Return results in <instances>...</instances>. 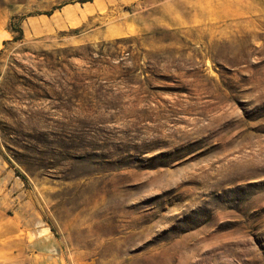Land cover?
<instances>
[{
    "label": "rangeland",
    "instance_id": "374dc122",
    "mask_svg": "<svg viewBox=\"0 0 264 264\" xmlns=\"http://www.w3.org/2000/svg\"><path fill=\"white\" fill-rule=\"evenodd\" d=\"M0 264H264V0H0Z\"/></svg>",
    "mask_w": 264,
    "mask_h": 264
},
{
    "label": "crops",
    "instance_id": "0c3cea01",
    "mask_svg": "<svg viewBox=\"0 0 264 264\" xmlns=\"http://www.w3.org/2000/svg\"><path fill=\"white\" fill-rule=\"evenodd\" d=\"M48 243H51V242H48ZM32 244L35 245V246L37 247V249L45 246L44 239H43V238L38 239V237L35 238V240H34V242H33ZM50 249H51V248H50ZM38 251H39V250H38ZM43 251H44V250H43ZM49 257H51V256H49ZM52 257L55 258L54 255H53Z\"/></svg>",
    "mask_w": 264,
    "mask_h": 264
},
{
    "label": "trees",
    "instance_id": "16d2710c",
    "mask_svg": "<svg viewBox=\"0 0 264 264\" xmlns=\"http://www.w3.org/2000/svg\"><path fill=\"white\" fill-rule=\"evenodd\" d=\"M20 32L22 33L21 29H20Z\"/></svg>",
    "mask_w": 264,
    "mask_h": 264
}]
</instances>
